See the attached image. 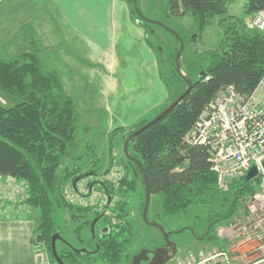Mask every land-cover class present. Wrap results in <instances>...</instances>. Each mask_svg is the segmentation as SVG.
Here are the masks:
<instances>
[{
	"label": "trees",
	"instance_id": "trees-1",
	"mask_svg": "<svg viewBox=\"0 0 264 264\" xmlns=\"http://www.w3.org/2000/svg\"><path fill=\"white\" fill-rule=\"evenodd\" d=\"M235 2L237 0H171L169 10L172 14H191L202 29L218 20L224 29L223 39L217 48L199 55L206 65L199 79L192 82L191 89L163 118L132 139L129 154L125 149L127 139L151 120L127 130L123 157L117 159L113 155L111 158V164H117L122 172L117 184L99 176L95 178L102 181L85 183L91 191L92 184L97 182L105 203L109 202L113 209L105 215L106 234L95 240L99 247L96 256L90 258V253L82 249L57 248L65 264L99 261L120 264L122 261L133 225L129 194L137 191L139 182L146 193L143 170L132 158L143 164L151 196L161 195L166 215H177L203 201L207 195H218L216 198L222 204L228 202L229 207L210 218V226L217 227L235 219L242 201L257 191L254 179H247V175L234 181L229 191L218 190L208 147L185 142L204 109L221 90L233 86L240 95L249 96L264 75V31L249 29L244 17L230 16L229 9ZM263 8L264 0H246L243 14L255 15ZM36 41L31 52L0 58V89L21 99L11 107L0 103V176H10L27 185L25 199L7 204L4 209L9 205L18 208L22 205L27 210L34 208L39 212V224L32 241L48 254L52 264H58L53 254V237L58 232L57 213L62 208L78 207L81 212H95L96 219L102 217L103 210H98L100 202L92 207H80L67 198L65 181L70 182L77 195L83 194L75 182L80 175H87L80 169L68 171L64 178L59 173L76 140V107L60 75L44 67L42 41ZM171 62L176 65L175 55ZM116 131H126V128L118 127ZM229 193L233 194L231 198ZM102 197L95 199L102 200ZM119 197L123 199L115 202ZM77 216L73 214L75 221ZM94 219L85 217L78 230L91 226ZM196 236L219 242L212 229Z\"/></svg>",
	"mask_w": 264,
	"mask_h": 264
},
{
	"label": "rangeland",
	"instance_id": "rangeland-1",
	"mask_svg": "<svg viewBox=\"0 0 264 264\" xmlns=\"http://www.w3.org/2000/svg\"><path fill=\"white\" fill-rule=\"evenodd\" d=\"M32 1L34 2L0 0L1 59L25 51L31 52L32 46L37 43L36 39L40 42L43 39L46 46L52 47L51 34L59 26L48 17L45 10L35 13V4ZM121 1L123 2L116 8L117 19H113L109 24L105 17V6H89L88 0H79V11L85 10V7L87 9L86 13L81 11V14L87 17L85 20L90 25L93 21V44L82 42L79 45L76 38L67 40L69 34L65 33L64 26L59 36L61 46L57 47L68 54L63 56V66L68 58L78 67H86L85 71L74 73L76 78L73 83H67V69L60 67L61 80L65 81L64 89L75 103L78 129L75 143L59 173L63 178L68 171L77 169L87 174L84 177L80 175L75 182L83 194L77 195L76 190L74 191L67 181L64 183L65 192L67 198L80 207H92L100 202L99 211L103 202L101 190L97 189L95 182L91 186L92 190L88 191L85 183L99 176L106 182L117 184L122 172L117 164H111V158L113 155L117 156V159L123 157L127 130L155 118L185 92L187 81H197L206 66L198 58L199 55L206 50L217 48L224 36V29L218 20L202 29L191 14H172L169 10L171 0H137L138 9L133 0ZM245 2L246 0H237L231 5L229 15L236 14L241 19L244 17L249 26L255 15L243 14ZM68 14L76 16L74 11H69ZM71 20L77 22L75 17H71ZM81 26L79 22L76 27L80 30L79 33ZM109 43H112L111 51ZM108 49L110 53L106 56L103 52ZM179 52L180 71L177 70V63L174 65L171 62L174 55L177 61ZM101 55L105 57V65L97 62ZM20 101L17 96L0 89V103L4 106L11 107ZM165 103L168 104L164 105ZM118 127H125L126 131L115 132ZM232 195L229 193L228 197L231 198ZM96 196L102 197V200L94 199ZM217 196L207 195L203 201L192 204L177 215L164 214L161 195L151 196L148 220L161 225L169 234L170 241L177 247L174 261L166 264H174L190 252L213 244V240L199 239L196 234H204L209 229L216 232L218 226H210V218L229 207L228 202L222 204ZM145 201L146 193L139 182L137 191L130 193L128 198L133 224L132 234L128 235L129 259L143 247L159 248L165 244L161 230L144 220ZM19 207L24 209L22 205ZM25 211L33 215L38 227L39 212L34 208ZM73 214L78 215L76 221ZM85 217L94 219L95 212H81V209L75 207L62 208L57 213L56 229L60 238L56 241V248L69 247L63 241L65 239L75 250L83 249L85 252L87 248L94 249L93 237H100L103 222L100 220L94 231L92 226L78 230ZM94 264L108 263L99 261Z\"/></svg>",
	"mask_w": 264,
	"mask_h": 264
},
{
	"label": "built area",
	"instance_id": "built-area-1",
	"mask_svg": "<svg viewBox=\"0 0 264 264\" xmlns=\"http://www.w3.org/2000/svg\"><path fill=\"white\" fill-rule=\"evenodd\" d=\"M248 27L264 31V8ZM185 142L208 147L218 190L229 191L234 181L256 167L257 191L242 201L235 219L217 227L218 243L192 251L174 264H264V75L249 96L240 95L233 86L221 90ZM26 189L25 182L0 176V212L5 205L24 200ZM38 252L41 264H52L45 251Z\"/></svg>",
	"mask_w": 264,
	"mask_h": 264
},
{
	"label": "crops",
	"instance_id": "crops-1",
	"mask_svg": "<svg viewBox=\"0 0 264 264\" xmlns=\"http://www.w3.org/2000/svg\"><path fill=\"white\" fill-rule=\"evenodd\" d=\"M90 5H97V7L105 6L107 12L105 17L111 24L113 19H117V6L121 4V0H88ZM111 1V2H110ZM13 1H11L12 3ZM33 2V1H32ZM78 2V3H77ZM35 13L46 11L48 17L56 21L58 28L51 34L50 45L46 46L43 39L42 41V61L43 65L48 71H56L60 75V67L67 69L68 82L76 78L74 73L77 71H85L86 67H78L73 63L71 59L66 58L64 66L62 65L63 56H68L66 51L59 50L60 47L59 36L62 33V28L65 27V33L69 34L66 39L75 40L81 45L83 42L93 44L94 41V27L93 21L91 25L85 20L87 17L82 13H86L85 10L79 11V0H35ZM69 11H74L76 16L68 14ZM71 17H75L77 22H73ZM37 18V17H36ZM81 23V33L79 29H76L78 23ZM106 31V28H105ZM112 44V43H111ZM111 44L110 51H111ZM57 48V50H55ZM107 48V47H106ZM109 49L104 51L106 56L110 53ZM105 57L101 55L98 59V64L105 65ZM60 78L61 75H60ZM71 79V80H70ZM62 84L65 81L61 80ZM64 86V84H63ZM168 104V103H167ZM166 103L164 105H167ZM125 128V127H123ZM27 209H21V207L8 206L0 212V264H41V255L38 252V248L34 245L32 239L36 230V223L33 215L26 213ZM33 212V210H32ZM215 243V242H213Z\"/></svg>",
	"mask_w": 264,
	"mask_h": 264
},
{
	"label": "water",
	"instance_id": "water-1",
	"mask_svg": "<svg viewBox=\"0 0 264 264\" xmlns=\"http://www.w3.org/2000/svg\"><path fill=\"white\" fill-rule=\"evenodd\" d=\"M135 5H136V9L137 8V0H134ZM183 49V47H181V50ZM181 53L179 52L177 55V70L180 71V64H179V59H180ZM192 82L191 81H187V89L185 90L184 93H182L178 98H176L170 105H168L162 112H160L155 118H153L151 121H149L146 125H144L143 127L139 128L138 130H136L133 134H131L129 136V138L127 139V142L125 144V149L127 151V153L129 154V143L132 141V139L141 131H143L144 129L148 128L150 125H152L154 122L160 120L161 118H163L182 98L183 96L191 89L192 87ZM134 161H136L139 166L142 168L143 173H144V180H145V185H146V201H145V206H144V211H143V217L144 220L148 223V224H153L156 227H158L161 232L163 233L164 237H165V242L166 245L156 249L155 251V256L154 258L150 261V264H166L169 261H171L173 259V257L176 255L177 253V247L174 243H172L169 239V234L165 232V230L163 229V227L157 223H151L148 220V210H149V205H150V199H151V193H150V189H149V184L147 181V177H146V173L144 171V166L143 164L135 159ZM257 176V169L256 167H252L249 172L247 173V179H254ZM95 223L96 220L94 221L93 225H92V231H94V227H95ZM60 238L59 234H55L53 237V254L55 257V260L58 264H65L64 261L61 259V257L58 254L57 248H56V241L57 239ZM147 253V251H142L141 254L136 255L133 258L132 264H142L143 261H147L149 260L147 257H144L143 255Z\"/></svg>",
	"mask_w": 264,
	"mask_h": 264
},
{
	"label": "flooded vegetation",
	"instance_id": "flooded-vegetation-1",
	"mask_svg": "<svg viewBox=\"0 0 264 264\" xmlns=\"http://www.w3.org/2000/svg\"><path fill=\"white\" fill-rule=\"evenodd\" d=\"M102 181V180H100V179H97V178H95L94 180H92L91 182H94V181ZM101 183V182H100ZM118 199H123L122 197H119V198H116V200H115V202H119V200ZM113 209V207L109 204V202L101 209V210H103V213L101 214L102 215V217H97L96 219H94V220H96V223H95V226L97 225V223L101 220L102 222H103V226L101 227V234H100V236L101 235H105L106 234V229L108 228V226H106L105 227V222H106V219H105V215L106 214H110V210H112ZM131 218H132V216H131ZM93 223H94V221L92 222V224H91V226L93 225ZM92 228V227H91ZM97 239V237H95V239H94V243H95V240ZM63 241L65 242V244L66 245H68L69 247L68 248H73L72 247V245L71 244H69V243H67V241L65 240V239H63ZM166 245V242H165V244L163 245V246H165ZM163 246H161V247H163ZM65 247H67V246H65ZM161 247H159V248H161ZM129 248V247H128ZM156 249H158V248H150L149 246H146V247H143V248H141L135 255H133L132 256V258L131 259H129V257H128V254H127V252H128V249H127V251L126 252H124L123 253V258H122V261L120 262V264H124V263H128V264H132V261H133V258L136 256V255H138V254H141L142 253V251H147V253H145L143 256L144 257H147L149 260H147V261H143L142 262V264H150V261L154 258V256H155V251H156ZM83 250V249H82ZM96 250H99V247L96 245V243H95V247H94V249H89V248H87V250L85 251V252H89V253H92V254H90L88 257H90V258H92V257H94V256H96ZM177 254V253H176ZM176 256V255H175ZM174 256V257H175ZM174 257H173V259H174ZM172 259V260H173ZM170 262V261H169Z\"/></svg>",
	"mask_w": 264,
	"mask_h": 264
}]
</instances>
